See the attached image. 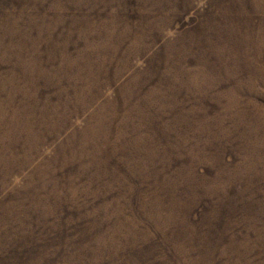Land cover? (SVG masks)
<instances>
[{
	"label": "rangeland",
	"instance_id": "374dc122",
	"mask_svg": "<svg viewBox=\"0 0 264 264\" xmlns=\"http://www.w3.org/2000/svg\"><path fill=\"white\" fill-rule=\"evenodd\" d=\"M0 264H264V0H0Z\"/></svg>",
	"mask_w": 264,
	"mask_h": 264
}]
</instances>
